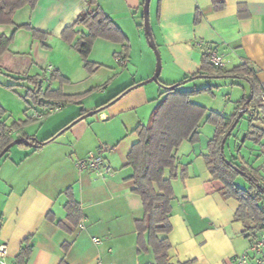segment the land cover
I'll use <instances>...</instances> for the list:
<instances>
[{"label": "crops", "instance_id": "obj_1", "mask_svg": "<svg viewBox=\"0 0 264 264\" xmlns=\"http://www.w3.org/2000/svg\"><path fill=\"white\" fill-rule=\"evenodd\" d=\"M212 1L160 0L158 5L157 0L154 15L150 9L151 33L161 60V83L176 84L195 74L203 54L212 52L222 58L225 71L247 63L264 88V0H223L224 7L218 11L212 9ZM143 2L96 1L126 36L130 52L126 65L119 66L115 56L121 54V45L96 39L88 60L100 67L92 74L86 73L80 56L61 40V32L91 9L87 0H37L33 8L26 5L14 13L13 25H0V35L7 37L22 25L46 34L41 42L33 39L29 31L18 29L8 50L0 56V124L24 123L19 136L11 129L9 134L41 141L81 110L93 111L121 89L151 78L153 61L142 44L138 27L143 25ZM197 13L199 20L195 23ZM75 30L74 42L84 32L81 27ZM142 55L146 60L140 67L135 57L140 61ZM54 69L69 81L60 86L63 95L91 92L87 99L92 101L105 94L109 97L87 109L79 110L77 104L60 107L55 111L58 114L37 129L28 125L35 120L33 114L48 112L51 107L31 105L26 98L31 86L22 79L40 76L45 88L48 71ZM147 84L133 88L106 110L77 122L53 142L38 149L14 146L0 159V244L7 249L0 264H10L27 237H31L32 245L27 264L153 262L150 249L137 251L134 223L143 217V209L139 197L132 192L133 183L127 179L131 169L126 166L127 154L137 141L135 128L147 123L154 102L161 98L160 87ZM58 87L56 82L51 84L52 89ZM242 94L239 92L236 102ZM230 112V116L235 114L237 105ZM49 132L52 133L39 137ZM208 140L183 142L175 152L177 178L171 183V231L167 236L170 264H232L234 257L248 251L253 240L234 220L238 202L222 199L218 192L221 184L211 178L205 165L203 155ZM101 146L110 172L100 175L93 170L78 171L74 162ZM240 159L251 167L244 157ZM66 189L71 190L82 214L83 227L77 226L71 234L56 224L66 215Z\"/></svg>", "mask_w": 264, "mask_h": 264}, {"label": "trees", "instance_id": "obj_2", "mask_svg": "<svg viewBox=\"0 0 264 264\" xmlns=\"http://www.w3.org/2000/svg\"><path fill=\"white\" fill-rule=\"evenodd\" d=\"M96 1L87 0V4L91 9L81 13L73 25L61 32V40L70 45L80 56L83 68L88 74L94 73L100 67L88 60L93 42L96 39L120 44L122 47L121 54L115 56V58L120 57L127 61L130 52L128 39L97 6ZM36 2L37 0H0V25H13L12 17L14 13L26 5L33 8ZM159 2L160 0H158V5ZM223 7V0L212 1L214 11L221 10ZM198 20L199 13L196 14L194 22L197 23ZM76 27L83 28L84 32L74 42L77 34ZM138 27L142 29L143 25L140 24ZM18 29L29 31L33 39H38L41 42L46 39V34L30 28L28 25L15 27V31ZM15 31L8 37L0 35V56L8 50ZM145 38L148 41L147 37ZM46 79L48 84L45 88H43V78L40 76L22 79L31 86V89H28L26 93V98L31 105L63 107L68 104H79L89 93L72 96L63 95L60 86L69 81L62 77L57 69L52 70ZM196 79L242 80L249 86V94H243L237 101V112L235 114L225 117L217 112H208L203 106L191 101V98L195 95L211 93L213 87L207 86L192 91L181 88V86ZM54 82L59 85L56 89L51 88V84ZM158 85L161 89L160 97L162 99L151 111L147 123L138 125L135 128L134 133L137 136V141L132 145L126 157V166L131 169V175L127 179L132 181V192L139 197L143 209V217L134 223L137 235V251L141 253L150 249L153 255L151 264H170L168 259L170 243L167 236L171 231L169 223L171 201L173 200L171 183L177 178L175 152L183 142L191 144L198 142L199 126L202 121L213 125L215 128L212 137L207 142V152L203 155L205 165L211 178L221 184L218 192L222 199H234L238 202L239 206L234 214V220L240 222L247 236L254 239L264 223V177L258 173V170L246 166L243 162L237 165L233 161L235 158L233 160L226 159L224 152L221 153L220 151V144L223 137L230 131L238 112L243 110V116L247 115L249 121V128L245 133L244 142L249 140L254 144L261 145V153L263 154L264 102L262 96L264 88L262 84L258 82L252 68L247 63L236 66L230 71H225L211 64L208 54H203L198 72L176 84H163L160 82ZM133 87L128 86L121 89L104 102L96 105L93 111L98 114L106 110L131 91ZM87 113L89 112L81 110L76 117L41 141L21 135L15 138L9 134V129H11L19 136L18 134H20L24 123L15 121L10 126L1 123L0 152L15 139H28L33 144V148H41L53 142L81 121V118ZM232 132L227 140L231 137ZM15 146L23 147V144L19 143ZM235 167L247 176L242 177L248 182V189L239 188L234 183L235 178L241 176ZM64 195L66 197L64 205L66 215L63 220L58 221L56 224L61 231L71 234L80 224L82 214L71 190L66 189ZM48 219L52 221L51 214L48 215ZM31 253V237H27L23 240L18 254L10 264H27ZM60 264L66 263L62 261Z\"/></svg>", "mask_w": 264, "mask_h": 264}, {"label": "rangeland", "instance_id": "obj_3", "mask_svg": "<svg viewBox=\"0 0 264 264\" xmlns=\"http://www.w3.org/2000/svg\"><path fill=\"white\" fill-rule=\"evenodd\" d=\"M156 1L157 0H152L151 6H149V11L151 9L152 15H154ZM141 36H142L141 37L142 38L141 39L142 44H143L145 50L150 54L151 59L153 61V72L151 74V76H152L154 73L155 64H156L155 54H154L153 50L148 45V42L145 38L143 28L141 29ZM135 58H136V61L139 63L140 67H143V65H144L143 63L146 60L144 58V56L142 55V59L140 61L138 60L137 56ZM124 71H125L124 68L120 69L119 73L122 74ZM160 77H161V74L158 78L159 83L161 82ZM187 84L188 83H186L185 85H187ZM189 84L190 85L186 86L185 88H184L185 85L181 86V88L188 90V89H193V88L200 89V88H204L207 86L213 87V89L211 90V93H200L198 95L193 96L191 98V101L196 103V104L203 106L204 108H206V110L208 112L209 111L217 112V113H219L225 117H228V115L230 116V113H231L230 111L237 104L236 99H238L239 92H241V94H242V89H243V91L244 90L246 91V93H244L245 95L249 94V86L247 85V83H245L242 80H237V79H218V80H216V79H196L194 81L189 82ZM238 85H240V86H238ZM146 86H159V85L155 82H151V83H148ZM97 91H94L92 93L93 96L96 95ZM90 94H91V92H89L86 95V97L84 98V100H82L79 104H77V105L73 104V105L74 106L76 105V107H78L79 110H81L83 108L87 109L90 106H94L96 103H99V102L105 100L107 97H109L108 96L109 94H105V95L99 96L94 101H92L91 100L92 98L87 99V97ZM161 99L162 98H160L154 102V107L160 102ZM70 106H72V104L66 105L63 108H69ZM46 112L43 110L40 111L39 113L44 114V117L41 120H34L32 122H29L28 125L29 126H31V125L35 126V128L39 129V126L42 122H44L48 118L58 114V112H53L50 114H47ZM248 128H249L248 116L244 115L242 117V119H240V121L238 122L234 131L232 132L231 137L228 138V140L226 141V144H225L224 149H223L224 156L228 160H233L235 158V160H233V161L237 165L240 164V162H239V160H241L240 158L244 157L245 160L249 162L251 167L258 170V173L264 177V167H263V163H262L263 159H262V153H261L262 152L261 145L254 144L251 141L246 140L244 142V144H242V147L240 148L239 151H237V148L235 146V142L240 139V137L242 136L243 133H246L248 131ZM53 129L55 130L57 128L54 127ZM214 129L215 128L213 125H211L209 123H205L204 121H202L200 126H199V138L201 139V141L205 143L213 135ZM52 132H53V130H52ZM52 132H49L46 135L41 133L39 137H41V139H42L43 137L49 135ZM235 138L237 139L236 141H235ZM238 157H240V158H238ZM234 183L239 188L249 186L248 182L242 176H237L234 180ZM263 183H264V181H263Z\"/></svg>", "mask_w": 264, "mask_h": 264}, {"label": "built area", "instance_id": "obj_4", "mask_svg": "<svg viewBox=\"0 0 264 264\" xmlns=\"http://www.w3.org/2000/svg\"><path fill=\"white\" fill-rule=\"evenodd\" d=\"M209 62L218 68H222L224 63L220 56H217L215 53H208ZM116 63L119 66H125L126 60L120 57L115 58ZM49 73L51 70L48 71ZM264 102V95L262 96ZM60 109L59 106H53L48 109L47 113H53ZM44 117V114L35 112L32 116L35 120H41ZM103 152H105L104 147H100L99 150L95 153H89L84 158L77 159L74 162V166L78 171L93 170L98 172L100 175L110 172V167L103 157ZM262 163L264 167V152L262 154ZM79 228H82V224L78 225ZM94 243H97L96 238H92ZM7 256V249L4 244H0V259L3 260ZM264 223L261 226L260 231L252 240L248 251L240 256H236L232 259V264H264Z\"/></svg>", "mask_w": 264, "mask_h": 264}, {"label": "water", "instance_id": "obj_5", "mask_svg": "<svg viewBox=\"0 0 264 264\" xmlns=\"http://www.w3.org/2000/svg\"><path fill=\"white\" fill-rule=\"evenodd\" d=\"M150 1L151 0H144L143 2V29H144V34L145 37H147L148 39V45L149 47L153 50L154 54H155V58H156V64H155V70L154 73L152 75L151 78H149L148 80L141 82L140 84H136L134 85L133 88H137L139 86H143L147 83H151V82H155L157 84H159L158 78L160 76V71H161V60H160V54L158 52L157 46L153 40L152 37V33H151V28H150V21H149V5H150ZM244 111L240 110L235 118L234 123L232 124L230 131L223 137L221 144H220V151L221 153H223V149H224V144L227 140V137L231 134L232 130L236 127V125L238 124V122L240 121L241 117L243 116ZM96 115L95 111L89 112L86 115H84L81 120H84L86 118L92 117ZM245 140V133L242 134V136L240 137L239 141L237 142V150L240 149L241 144H243ZM23 144L25 146H29V147H33V144L30 142V140L25 139V140H21V139H15L13 140L10 144H8L1 152H0V159L5 155V153H7L12 147H14L17 144ZM235 169L239 172V174L241 176H245L247 177L242 171H240L239 169H237L235 167Z\"/></svg>", "mask_w": 264, "mask_h": 264}]
</instances>
